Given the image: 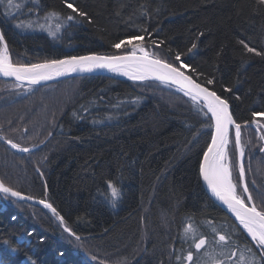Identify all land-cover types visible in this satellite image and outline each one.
Returning <instances> with one entry per match:
<instances>
[{"label": "trees", "instance_id": "1", "mask_svg": "<svg viewBox=\"0 0 264 264\" xmlns=\"http://www.w3.org/2000/svg\"><path fill=\"white\" fill-rule=\"evenodd\" d=\"M140 2L76 0L95 24L66 30L59 41L39 30L21 32L6 22L2 28L13 61L33 63L111 53L112 42L138 32L141 24L149 27L153 39L166 40L173 52L186 50L202 31L198 50L184 59L216 75L221 81L217 90L231 96L238 122L251 119L253 110H264V61L248 54L250 59L245 58L237 80L241 70L238 37L264 47V18L251 14L249 0H148L151 20L127 23L128 13ZM42 3L45 9L67 11L62 0ZM121 5L127 7L117 16ZM14 83L0 79V136L30 148L43 146L22 154L0 140V181L24 195L46 198L81 241L64 232L48 209L0 193L2 264H97L92 255L106 264H117L125 257L130 264L136 260L169 264V246L174 241L180 246L177 237L186 215H194L200 224L206 218L217 224L234 223L203 187L199 164L210 137L202 130L193 141L189 126L194 118L174 89L116 75L78 77L32 91L15 88ZM221 85L232 87L233 92H223ZM135 97H141L139 102H132ZM92 101L97 106L87 119L73 116ZM109 114L114 117L110 121ZM49 132L53 135L48 136ZM244 139L251 140L245 161L247 166L250 149L248 182L251 187L255 180L264 190V153L258 148L264 142L251 127L244 131ZM37 161H42L43 176L36 172ZM109 178L118 180L122 190L115 207L101 195Z\"/></svg>", "mask_w": 264, "mask_h": 264}, {"label": "snow or ice", "instance_id": "2", "mask_svg": "<svg viewBox=\"0 0 264 264\" xmlns=\"http://www.w3.org/2000/svg\"><path fill=\"white\" fill-rule=\"evenodd\" d=\"M62 4L66 12L45 9L42 0H0V77L12 78L15 88L24 87L26 84L25 90L32 91L34 86L41 85L42 82L72 73H92L99 70L126 77L133 82L156 81L166 88L174 89L180 94L179 98L188 106L194 118L189 126L193 141L201 135L202 130H207L205 134L210 137L199 164V178L203 181L208 198L225 208L234 217V223L217 224L214 220L206 218L204 224H200L194 215H186L182 231L177 237L180 246L177 248L175 241L169 246V264H264V190L256 186L255 180L251 182V187L248 182L247 175L251 171L250 149L247 154V166L245 161L246 149L251 140L244 139V131L254 126L258 140L264 142V110H253L251 119L238 122L232 111L231 96H225L217 90L216 86L221 84V81L216 75L206 74L184 59L198 50L199 37L203 36L204 32H198L196 40L192 41L186 50L173 52L166 40L153 39L149 27L141 24L138 32L112 42L110 47L114 51L111 53L70 55L63 59L35 63L14 62L2 28L5 22L21 32H46L54 41H59L66 30L85 23L95 24L94 18L81 8L76 0H62ZM247 6L253 16L264 18V0H249ZM124 7L127 5H121L115 14L122 16ZM151 15L148 0H142L128 13L126 22L135 24L137 20L150 21ZM261 38L264 40V25L261 26ZM237 43L241 52V70L237 72L239 80L248 54L264 61V47H254L243 35L238 37ZM222 51L223 49L217 55ZM216 71H219L218 67ZM221 86L223 92H233L232 87ZM103 99V96H99V100ZM140 99L141 97H135L132 102H139ZM236 99L240 97L236 96ZM96 106V101L90 102L89 106L81 105L79 112L74 111L73 116L80 120L87 119ZM113 118L111 114L107 116L109 121ZM92 123L102 121L92 120ZM24 131L27 132V129ZM52 135V132L48 133V136ZM0 140L17 152H33V148L7 136H0ZM258 148L264 153V143L259 144ZM41 162H36V172L43 176L39 166ZM0 193L19 200H34L43 205L59 221L64 232L74 236L76 241H81V237L67 225L64 216L46 198L37 199L32 195H24L3 181H0ZM101 195L115 207L122 197L118 180L106 179ZM204 227L208 228V232L203 231ZM4 243L8 244L7 241ZM91 260L97 261V264H106V261L97 255H92ZM117 264L130 262L125 257ZM135 264H140V261L136 260ZM160 264L164 262L161 261Z\"/></svg>", "mask_w": 264, "mask_h": 264}, {"label": "water", "instance_id": "3", "mask_svg": "<svg viewBox=\"0 0 264 264\" xmlns=\"http://www.w3.org/2000/svg\"><path fill=\"white\" fill-rule=\"evenodd\" d=\"M105 76V75H114L112 73H109V72H106V71H95V72H92V73H72L70 75H67V76H63V77H58L52 81H48V82H42L41 85H37V86H34V87H40V86H46V85H50V84H54V83H57V82H61V81H64V80H68V79H73V78H78V77H90V76ZM122 77V76H121ZM126 78V77H124ZM1 80H5V81H10V82H15L12 78H4V77H0ZM156 82V81H155ZM24 87H27V85L25 84ZM251 128L255 129L254 126H252ZM43 145H40L38 147H35L33 148V151L37 150L38 148H41ZM14 150V149H13ZM15 151V150H14ZM17 152V151H16ZM20 153V152H18ZM22 154H28V153H22ZM202 160V159H201ZM202 181V180H201ZM202 184H203V181H202ZM205 191H206V188L205 186L203 185ZM11 197V196H10ZM18 201H22V202H25V203H28V204H31V205H37V206H41L43 207V205L39 204V203H36L34 200H28V201H24V200H19L15 197H12ZM215 204H217L221 209H223V211L229 216L231 217L233 220H234V217L231 216L230 213L227 212V210L225 208H223L222 206L219 205L218 202H215ZM44 208V207H43Z\"/></svg>", "mask_w": 264, "mask_h": 264}]
</instances>
